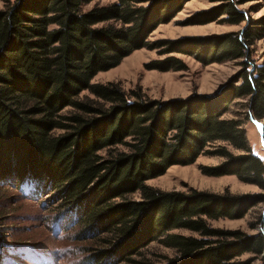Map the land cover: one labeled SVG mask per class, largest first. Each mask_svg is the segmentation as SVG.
Instances as JSON below:
<instances>
[{"label":"trees","instance_id":"1","mask_svg":"<svg viewBox=\"0 0 264 264\" xmlns=\"http://www.w3.org/2000/svg\"><path fill=\"white\" fill-rule=\"evenodd\" d=\"M96 1L5 0L0 9V188L8 181L40 194L54 189L68 201L65 223H82L79 236L93 237L99 247L90 255L96 264H154L146 255L154 243L177 250L168 264H264V215L252 227H260L256 235L209 224L242 219L264 204V161L253 154L244 122L224 118L243 101L247 119H264V52L260 62L253 59V47L264 39V16L252 19L239 9L252 0H217L219 6L200 13L201 21L221 18L244 28L190 39L185 53L205 66L238 61L241 69L214 95L161 102L141 88L93 80L137 50L177 52L180 42L148 39L185 1L116 0L85 9ZM146 67L184 70L175 57ZM210 146L215 150L206 151ZM206 154L225 161L203 169L205 175L236 176L263 193L186 194L146 185ZM137 193L140 200L132 198ZM244 255L252 257L241 260Z\"/></svg>","mask_w":264,"mask_h":264},{"label":"rangeland","instance_id":"2","mask_svg":"<svg viewBox=\"0 0 264 264\" xmlns=\"http://www.w3.org/2000/svg\"><path fill=\"white\" fill-rule=\"evenodd\" d=\"M115 1L97 0L85 9L89 10L97 4L108 5ZM184 1L176 16L170 22L161 24L148 39L151 43L159 40L180 42L178 45L181 46L177 52L165 54L162 52L164 48L137 50L125 58L118 67L99 73L93 83H120L127 91L141 88L149 99L167 102L188 99L200 94L214 95L229 80L237 76L241 69L238 61L205 66L195 57L185 53L187 50L185 44L192 42L190 39H208L230 32H239L244 25L222 24L221 18L210 23L201 21L199 14L219 6L221 2L217 0ZM4 5L5 0H0V9H3ZM239 9L247 11L252 19H259L264 16V0L245 2L239 6ZM253 49L254 61L260 62L264 52V39L259 40ZM171 57L179 59L184 65V70L160 71L149 70L146 67L154 61ZM82 96L92 97L88 92H84ZM242 104L243 101L235 102L224 118H239L244 122L243 128L246 130L253 154L264 161V131L262 130L264 119L254 120L251 117L247 119L248 110ZM71 111L72 109L68 108L63 115H68ZM224 145L219 142L215 146ZM214 148L210 146L206 151H214ZM227 149L234 155L242 154L232 147ZM224 161L225 158L221 156L202 155L194 164L173 166L165 175L147 181L146 185L166 192L177 191L186 194L192 190L219 195L263 193L257 186L246 184L236 176L211 177L203 173V169L217 167ZM132 198L141 199L138 193ZM67 207L68 201L57 196L54 189L45 190L40 194V191L32 185H23L18 188L9 184L8 181L3 184L0 188V233L3 235L0 241V264H96L90 260V255L99 247L93 244V237L79 236L82 233V223L73 220L71 225L65 223L67 218L62 213ZM262 215H264V204L250 210L242 219H221L209 221V224L213 228L240 230L247 235H256L261 229L259 226L255 229L252 227L258 223ZM171 234L200 237L198 233L189 230H174ZM146 255L147 260L154 264H168L172 259L179 257L177 250L166 247L162 243L152 244ZM250 257L252 256L244 255L241 260H247ZM253 264L263 263L261 260H256Z\"/></svg>","mask_w":264,"mask_h":264},{"label":"water","instance_id":"3","mask_svg":"<svg viewBox=\"0 0 264 264\" xmlns=\"http://www.w3.org/2000/svg\"><path fill=\"white\" fill-rule=\"evenodd\" d=\"M257 124H260V123L257 122ZM262 130L264 131V128H262Z\"/></svg>","mask_w":264,"mask_h":264}]
</instances>
